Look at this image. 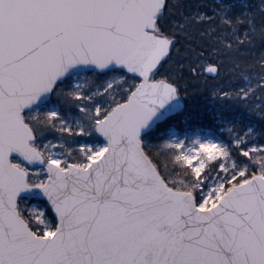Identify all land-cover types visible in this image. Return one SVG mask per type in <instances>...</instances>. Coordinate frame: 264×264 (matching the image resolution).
<instances>
[{
	"label": "snow or ice",
	"instance_id": "1",
	"mask_svg": "<svg viewBox=\"0 0 264 264\" xmlns=\"http://www.w3.org/2000/svg\"><path fill=\"white\" fill-rule=\"evenodd\" d=\"M185 7L0 0V264H264V143L237 141L226 166L223 151L204 165L140 138L185 75H219L201 43L215 28L189 31L215 16ZM80 64L114 65L123 82L70 94L87 125L31 109Z\"/></svg>",
	"mask_w": 264,
	"mask_h": 264
},
{
	"label": "trees",
	"instance_id": "2",
	"mask_svg": "<svg viewBox=\"0 0 264 264\" xmlns=\"http://www.w3.org/2000/svg\"><path fill=\"white\" fill-rule=\"evenodd\" d=\"M198 2L206 6L199 8V11L214 15L215 19L205 21L202 25H196L193 22L189 31L215 28V31L210 36L206 35L201 43L209 49L205 54L206 57H212L213 60L222 61V63L219 64V75L216 77L185 75L180 81L178 91L185 102L183 110L166 118L143 135L142 140L146 145L164 151L169 156H172V153L169 149L162 147V142L170 127L182 129L184 117L187 118L189 125L212 126L214 119L211 115L222 100L244 109L247 106H244L245 100L236 91L242 87L247 76H264V8H262L264 0H198ZM191 4V8L185 7V12L197 11V0H191ZM213 8L216 9L214 13L211 11ZM246 32L247 36L244 35ZM196 39L200 40V37L197 36ZM229 43L231 47L227 46ZM114 72L121 74L120 69L102 73L90 71L86 91L97 85L104 87V80L107 77L113 79L115 75L112 73ZM218 86H225L226 92L232 91L231 96L223 93L214 95L213 90ZM122 87L121 82L115 83L112 90L115 92ZM56 88L52 100L60 106L61 110L65 111L66 107L77 110L76 103L67 92L68 88L63 90L64 88L59 87V95L56 94ZM247 99L249 103L264 101V86H256L248 94ZM55 135L52 132L48 134V137H55ZM94 138L100 139L99 137Z\"/></svg>",
	"mask_w": 264,
	"mask_h": 264
},
{
	"label": "rangeland",
	"instance_id": "3",
	"mask_svg": "<svg viewBox=\"0 0 264 264\" xmlns=\"http://www.w3.org/2000/svg\"><path fill=\"white\" fill-rule=\"evenodd\" d=\"M89 72H80L70 75L65 80L59 82V87L64 88L70 94L72 92H83L84 94H92L98 92L102 88L97 85L95 88L86 91L87 80L89 78ZM115 77L112 79L115 83H119L120 73H112ZM105 82V80H104ZM114 83V84H115ZM123 84V82H121ZM258 85L264 86V76H247L244 79V83L236 93H240L242 99L245 100L244 109H240L237 105H231L228 101L222 100L216 106V111L211 115L214 122L212 126H198L189 125L186 117L182 120L183 128L179 129L174 126L170 127L163 142L162 147L169 149L171 145L181 143L183 146V153H172V156L179 154L183 159L187 156L188 161L195 157L189 155V153L203 154L201 159L204 165L210 160H214L221 156L226 166L238 164L239 161L236 158V142L239 141L242 145H255L257 143H264V128L260 125L264 124V101L260 100L255 103H249L248 94L254 90ZM105 86V85H104ZM235 88V87H232ZM224 89L225 88L224 86ZM231 96L232 91H228ZM227 96V95H226ZM228 96V98H230ZM97 99V97H93ZM33 111H48L57 110L61 113L63 119L73 127L80 124H88L87 113H82L79 109L66 107L65 111H62L60 106L52 100V98L44 104L36 105L31 108ZM251 112H253L251 114ZM52 139L54 137H46ZM100 138V137H99ZM95 139V138H94ZM96 142H103V140L95 139ZM66 144L71 147L72 140L65 138ZM171 151V150H170ZM182 179V177H179Z\"/></svg>",
	"mask_w": 264,
	"mask_h": 264
},
{
	"label": "water",
	"instance_id": "4",
	"mask_svg": "<svg viewBox=\"0 0 264 264\" xmlns=\"http://www.w3.org/2000/svg\"><path fill=\"white\" fill-rule=\"evenodd\" d=\"M114 69H120V68L114 65H110L109 68L106 70H97L94 65H83V64L76 65L70 68L69 71L66 72L65 75L57 81V85L59 84V82L63 81L65 78L69 77L70 75L76 74V73L86 72V71L104 72V71L114 70ZM55 88L56 87H54L53 90L49 92L41 94L38 100L35 101L30 107L32 108L36 105L44 104L47 101H49L52 98L53 91L55 90ZM184 105H185L184 99L178 92L177 95L171 97L163 105L157 106V109L154 115L151 117L148 123L141 129V133H140L141 140H142L143 135L149 132L150 130H152L153 128H155L157 124H159L166 118L180 112L184 108ZM100 138L103 140V137H100Z\"/></svg>",
	"mask_w": 264,
	"mask_h": 264
},
{
	"label": "flooded vegetation",
	"instance_id": "5",
	"mask_svg": "<svg viewBox=\"0 0 264 264\" xmlns=\"http://www.w3.org/2000/svg\"><path fill=\"white\" fill-rule=\"evenodd\" d=\"M260 126H261L262 128H264V124H261Z\"/></svg>",
	"mask_w": 264,
	"mask_h": 264
}]
</instances>
